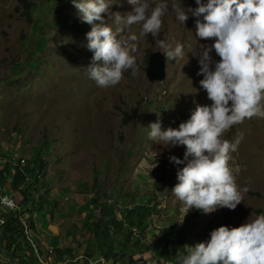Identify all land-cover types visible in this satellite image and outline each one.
Returning a JSON list of instances; mask_svg holds the SVG:
<instances>
[{
    "label": "rangeland",
    "instance_id": "rangeland-1",
    "mask_svg": "<svg viewBox=\"0 0 264 264\" xmlns=\"http://www.w3.org/2000/svg\"><path fill=\"white\" fill-rule=\"evenodd\" d=\"M168 2L185 10L189 19L185 26L181 24L169 5L158 39L173 48L185 45L183 58L168 60L166 80L151 83L148 59L163 50L156 38L139 36L140 26H133L120 35L138 37L136 74L129 70L119 85L102 89L87 74L94 55L87 48L91 25L81 21L73 0H36L31 21L20 0H0V156L27 164L45 144L49 147L44 159L47 167L39 179L57 208L53 216L49 207L39 209L35 220L45 238L41 246L45 261L50 264H71L57 253L67 247L73 248V259L87 258L88 249L95 260L106 259V247L90 248L86 241L91 216L84 209L94 196L93 189L103 202L106 194L111 195L119 209L154 206L144 240L150 244L157 237L167 250L138 255V264H176L181 232L189 251L188 247L210 240L211 232L221 226L238 228L264 214V119H246L223 137L234 141L240 133L244 135L229 162L237 185L248 188L235 210L181 212L182 203L171 192L187 162L176 165L170 157L184 160L186 146L156 143L149 132L154 123L162 131L178 129L197 106H211L200 86L204 77L198 73L203 51L212 47L215 38L195 37L197 17L188 11L199 7L195 0ZM133 8L128 0H115L111 12L125 15ZM104 19L115 31L114 20L107 14ZM209 55L213 62L221 59L214 48ZM13 194L21 202V195ZM166 231L171 232L167 237ZM114 255L118 259L114 264H129L127 256L109 254L112 260ZM86 258L78 264H85Z\"/></svg>",
    "mask_w": 264,
    "mask_h": 264
},
{
    "label": "clouds",
    "instance_id": "clouds-1",
    "mask_svg": "<svg viewBox=\"0 0 264 264\" xmlns=\"http://www.w3.org/2000/svg\"><path fill=\"white\" fill-rule=\"evenodd\" d=\"M114 2L73 0L81 21L91 25L87 48L94 55L87 74L99 88L119 85L129 70L136 74L138 37L120 35L133 26H140L139 36L151 34L156 38L167 60L183 58L185 45L177 44L173 48L158 39L163 17L170 12L168 0H128L134 8L125 15L111 12ZM195 2L199 7L188 10L197 17L195 37L215 38L212 47L203 51L198 73L204 77L200 86L213 103L197 106L178 129L162 131L159 123L152 124L149 138L173 147L186 146L184 160L170 157L176 165L187 162L178 171V183L171 192L182 203L181 212L198 209L210 214L222 208L235 210L243 202V193L248 191L247 187L241 189L237 185L235 169L229 163L244 135L240 133L234 141L223 137L246 119H264V0ZM171 6V11L177 13L176 19L185 26L189 19L185 10ZM104 14L118 26L115 31L105 21ZM213 48L221 58L219 62L211 60L209 53ZM188 249L181 264H264V214L238 228L221 226L211 232L210 240ZM39 257L50 264L44 255ZM89 259L94 258L87 257L85 262ZM74 260L71 262L76 263Z\"/></svg>",
    "mask_w": 264,
    "mask_h": 264
},
{
    "label": "trees",
    "instance_id": "trees-1",
    "mask_svg": "<svg viewBox=\"0 0 264 264\" xmlns=\"http://www.w3.org/2000/svg\"><path fill=\"white\" fill-rule=\"evenodd\" d=\"M20 1L25 8L23 12L25 17L31 21V12H34L38 7L36 0ZM44 148L35 155L34 159L27 161V164L21 161L16 162L13 157H6L4 160L0 156V188L8 187L7 190L10 194L14 196L13 193H16L22 197L19 202L20 212L8 214L6 225L2 230L0 264H42L39 259V255H44L41 247L42 235L36 228L35 214L39 209L45 210L49 207L48 210L53 216L57 208V202L49 200L47 185L40 182L39 179L41 172L47 167L44 159L49 147L45 144ZM93 191L94 196L90 198V202L86 203L84 209L87 211V215L91 216L86 238L90 248L106 247L108 251L103 256L107 260H118L116 255L112 260L113 258L109 254H121L123 257H128L129 264H138V261L135 260L138 255H144L153 250L161 252L167 250V247L163 246L162 241L157 237L150 244L144 240V237H147V230L150 227L149 219L154 210L152 204L138 205L134 209H119L118 202L111 195L106 194L107 198L103 202L101 196L96 194V189ZM94 213L97 215L94 216ZM26 226L29 228L28 232ZM126 228L128 229L126 230ZM135 229L140 230L137 233L138 236L133 237L136 234ZM170 233V231H166L164 235L167 237ZM180 234L176 264H181V258L188 254L185 247V233L181 232ZM32 241L35 242L38 252ZM92 243L94 244L92 245ZM57 253L62 255L66 261H71L74 257V250L71 247L57 249ZM85 254L88 258H94V252L90 249L86 250ZM85 264H89V262H85Z\"/></svg>",
    "mask_w": 264,
    "mask_h": 264
},
{
    "label": "built area",
    "instance_id": "built-area-1",
    "mask_svg": "<svg viewBox=\"0 0 264 264\" xmlns=\"http://www.w3.org/2000/svg\"><path fill=\"white\" fill-rule=\"evenodd\" d=\"M2 189L3 188H0V239L2 235V230L7 222V215L11 213L13 214L20 212V204L18 200L12 194H9V192L3 191ZM26 231L27 232L29 231V228L27 226H26ZM32 243L36 251L38 252L35 242L32 241ZM39 258L43 264H46L44 263L41 257ZM84 258L85 257L83 255L79 256L75 258L74 262L78 263V261L83 260ZM89 264H109V263L106 261V259L101 258L100 260L89 259Z\"/></svg>",
    "mask_w": 264,
    "mask_h": 264
},
{
    "label": "water",
    "instance_id": "water-1",
    "mask_svg": "<svg viewBox=\"0 0 264 264\" xmlns=\"http://www.w3.org/2000/svg\"><path fill=\"white\" fill-rule=\"evenodd\" d=\"M168 60L162 51L151 54L147 66V76L151 83L164 82L167 78Z\"/></svg>",
    "mask_w": 264,
    "mask_h": 264
}]
</instances>
